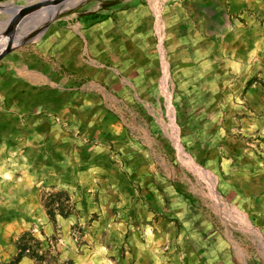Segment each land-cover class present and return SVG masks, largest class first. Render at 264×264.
I'll list each match as a JSON object with an SVG mask.
<instances>
[{"label":"crops","instance_id":"0c3cea01","mask_svg":"<svg viewBox=\"0 0 264 264\" xmlns=\"http://www.w3.org/2000/svg\"><path fill=\"white\" fill-rule=\"evenodd\" d=\"M157 7L126 0L69 14L0 59V155L23 174L19 185L0 189L10 208L12 200L27 208L29 199L37 207L29 175L53 184L66 176L67 191H91L87 205L100 213L84 264H264V159L246 146L231 154L218 146L248 144L233 130L264 137V56L252 51L253 33L264 31V0H158ZM162 79L164 93L177 96L178 145L214 177L211 205L188 186V171L198 172L174 145ZM242 91L262 98L243 108L254 118L205 123L206 110L229 105L222 96ZM102 192L110 199L100 200ZM221 221L233 230L222 231Z\"/></svg>","mask_w":264,"mask_h":264},{"label":"rangeland","instance_id":"374dc122","mask_svg":"<svg viewBox=\"0 0 264 264\" xmlns=\"http://www.w3.org/2000/svg\"><path fill=\"white\" fill-rule=\"evenodd\" d=\"M39 0H0V28L2 29L1 21H5L9 18L7 9H14L24 7L28 4H32L38 2ZM126 0H86L82 5L75 7L74 9H66L67 4L63 7H59L57 10H46L44 13L46 17H48V21L45 17H42L41 25L36 26L35 23L29 24L26 31L33 29L35 26L38 28L40 26H44V31L49 28L53 22L63 16L73 14L75 16L76 13H81L85 11H92L97 9L98 7L104 6L106 4H118ZM151 3V5H156V9L159 10L157 7L158 0H147ZM224 8L227 10V5L223 4L221 6V11L224 12ZM41 14V15H42ZM44 15V16H45ZM35 15H31L30 17H34ZM47 21V22H46ZM157 25L159 23L157 22ZM22 29L20 30V32ZM20 32L16 34V39H18ZM41 33L39 36L35 38L34 41L27 43L25 45H20L11 53L6 55V57H11L13 55H17L21 53V50H24L28 47H31L33 43H35L38 39H40ZM161 37V35H160ZM264 42V31L260 29V27L256 28L255 32L253 33V43H252V51L255 54V57L264 56V49L261 50V46ZM229 50V49H228ZM234 50V49H233ZM237 55L243 54V45L241 44L236 50ZM167 71L166 64H164V75ZM164 79V77H163ZM163 79L161 81V89L162 93L165 95L166 98V107L168 110V117H169V126L173 132V139H177V128L173 129L171 124V116L174 117L173 109H176V97L168 95L164 93L162 88ZM243 93L235 94L233 96H222L220 98V104L227 105L224 106L225 110L221 113H213L212 111L206 110L204 114V118H206V122L208 121H215L220 120L221 122L230 123V121H239L247 118H254L249 116V114L244 112V106H257L260 102L258 99L261 96L252 93V99L249 95L246 96ZM171 99L172 102V112L170 113L169 108V100ZM262 101V98H261ZM170 102V103H171ZM234 105H237L234 107ZM242 107V108H237ZM174 109V110H175ZM205 109H207L205 107ZM183 116L186 117L187 120H190V114L183 113ZM175 117L177 123H179L178 113L177 110L175 111ZM241 122V121H239ZM212 124V123H211ZM177 127V126H176ZM187 131L195 132L194 130L189 129L186 126ZM176 130V131H175ZM189 132V133H190ZM204 133L208 135L210 130L206 127L204 129ZM211 134V133H210ZM229 134L237 136L239 139H244L243 134L248 135L245 139L248 142L246 145L243 143H230L227 145H218V146H225L227 153L231 154L234 151L239 152L240 150L243 151V148L246 146L248 148L246 151H251L255 156L261 157L264 159V137H261V133L257 131H245V130H233ZM261 134V135H260ZM226 135H228L226 133ZM178 142V140H177ZM179 144V143H178ZM175 147V141H174ZM187 146L191 147L193 143L186 144ZM179 156L183 160L184 165L188 166L189 168L194 169L201 175L196 172L188 171V179L190 180V191L196 196H203V200L205 204L211 205V198L209 196V186L210 191L213 193L215 187V180L214 177L201 171L199 167H197L194 162L183 152L181 146ZM177 149V148H176ZM191 150L194 152L195 150L197 153L200 151L199 147L196 148V145L191 147ZM178 151V150H177ZM4 154L0 155V180L6 179L4 182L0 181V184L7 185L16 184L19 185V181L23 174L21 173V169L19 168L18 164L13 162L9 159V157L4 158ZM12 171V174H6L5 177L3 176V172ZM11 173V172H10ZM48 176H39L38 178L29 175L27 177L26 186L28 189V194L31 193V190L34 193V197H36V204L28 201V207L23 208L20 207L17 203L12 200L11 208L5 200L7 197H4L2 192V188L0 189V264H9L17 255V246L18 243L22 244V237L24 234H29L33 240H29L26 238V242L28 247H30V251H34L37 257H42L41 260H35L31 256L27 254L23 257L22 264H84V260L87 258V255L90 253L91 248L94 246L93 240V227L94 221L97 220L98 214L100 213V209L96 207H88L87 203V194H93L91 191L87 192L85 190L77 189L76 191H67L63 188V182L66 181L67 177H59V181L57 179L56 183H52L49 181ZM73 178V177H72ZM217 179L220 177H216ZM61 179V181H60ZM24 180V179H23ZM64 181V182H65ZM77 184L84 185V179L77 177L76 180ZM4 183V184H3ZM82 183V184H81ZM217 183V181H216ZM213 185V188H212ZM14 195V194H13ZM100 200H108L111 197V193L102 192L100 193ZM93 202L97 204V197L94 196L92 199ZM15 204H17L15 206ZM225 210V214L229 216L228 210L226 208L221 207ZM212 208L210 212H212ZM112 212V211H111ZM223 212V211H221ZM213 214H217V212H212ZM221 215V214H220ZM26 219L23 223H12L7 222V220L12 219L15 220L16 218L23 217ZM231 215L229 216V218ZM224 222V221H221ZM222 228V231L225 230L227 233H230L233 230V225L230 222L225 221ZM38 245L37 248H35ZM19 264V263H18Z\"/></svg>","mask_w":264,"mask_h":264},{"label":"water","instance_id":"95a60500","mask_svg":"<svg viewBox=\"0 0 264 264\" xmlns=\"http://www.w3.org/2000/svg\"><path fill=\"white\" fill-rule=\"evenodd\" d=\"M66 0H39L38 2L28 4L24 7L7 9V13L11 11V17L2 24L4 28H0V59L11 53L20 45H25L35 40L44 31V26L35 27L26 34L22 40L16 39V34L20 32L24 23L31 15H36L41 10H57L65 5Z\"/></svg>","mask_w":264,"mask_h":264},{"label":"bare ground","instance_id":"6f19581e","mask_svg":"<svg viewBox=\"0 0 264 264\" xmlns=\"http://www.w3.org/2000/svg\"><path fill=\"white\" fill-rule=\"evenodd\" d=\"M84 2H86V0H66V2H65V5L67 4V7H65L66 9H74L75 7H77V6H79V5H82ZM64 5V6H65ZM46 10H41L40 12H38L34 17H30V18H28V20L24 23V25H23V27H22V31L20 32V35H19V37H18V40H22L25 36H26V34H28V32L29 31H26V29H27V27L29 26V24H31V23H35L36 24V26H38V25H41L42 24V22H44V20H42V21H40L41 19H42V17H45L46 19H47V21L50 19H48V17H46V15L45 14H42V13H44ZM11 11H9V13H8V16H9V18L11 17V13H10ZM42 14V15H41ZM45 15V16H44ZM8 18V19H9ZM46 21V22H47ZM4 21H1V24L3 23ZM4 26H5V24L3 25L2 24V27L4 28ZM35 26V27H36ZM34 27V28H35ZM174 141H175V144H176V146H177V148L178 149H180V147H179V145H178V142H177V139L176 138H174ZM202 171V170H201ZM212 188H213V185H212Z\"/></svg>","mask_w":264,"mask_h":264},{"label":"trees","instance_id":"16d2710c","mask_svg":"<svg viewBox=\"0 0 264 264\" xmlns=\"http://www.w3.org/2000/svg\"><path fill=\"white\" fill-rule=\"evenodd\" d=\"M26 238H29V240H33V238L29 235V234H24L21 241H22V244L21 243H18V246H17V255L16 257L9 263V264H18L22 259L23 257L27 254L28 256H31L33 259L35 260H41L42 257H37L35 254L34 251H30V247H28L27 245V242H26ZM34 241V240H33ZM38 245L35 247L37 248Z\"/></svg>","mask_w":264,"mask_h":264}]
</instances>
